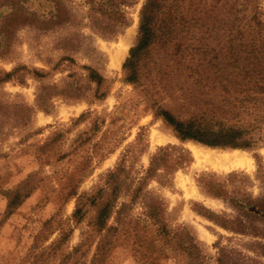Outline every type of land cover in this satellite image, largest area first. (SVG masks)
I'll return each mask as SVG.
<instances>
[{
  "label": "rangeland",
  "instance_id": "1",
  "mask_svg": "<svg viewBox=\"0 0 264 264\" xmlns=\"http://www.w3.org/2000/svg\"><path fill=\"white\" fill-rule=\"evenodd\" d=\"M144 2L0 0V264H264V142L182 141L157 114L214 99L215 31L176 52L164 16L130 82Z\"/></svg>",
  "mask_w": 264,
  "mask_h": 264
},
{
  "label": "trees",
  "instance_id": "2",
  "mask_svg": "<svg viewBox=\"0 0 264 264\" xmlns=\"http://www.w3.org/2000/svg\"><path fill=\"white\" fill-rule=\"evenodd\" d=\"M164 16L165 45L174 42L176 52L184 46L176 41L179 29L190 33L188 41L200 42L210 30L215 31L218 50L210 64L212 77L207 75L196 83L200 90L209 88L214 99L196 101V97H190L196 101V109L187 120H179L167 110L157 114L182 141L234 150L252 149L263 143L264 15L260 0H145L139 38L124 66L130 82L137 81L142 56L157 43L158 26ZM198 33L202 37L195 39ZM91 79L102 81L95 73ZM252 211L262 212L256 207Z\"/></svg>",
  "mask_w": 264,
  "mask_h": 264
},
{
  "label": "bare ground",
  "instance_id": "3",
  "mask_svg": "<svg viewBox=\"0 0 264 264\" xmlns=\"http://www.w3.org/2000/svg\"><path fill=\"white\" fill-rule=\"evenodd\" d=\"M193 152L197 158L203 156V152L200 151L199 148L197 147H193ZM213 158L218 161L216 162L217 165H219L220 167H225V169L244 167V166L246 167V165H248V161L238 155H234L232 157L224 156L218 159H216L214 156H210L209 159L212 160Z\"/></svg>",
  "mask_w": 264,
  "mask_h": 264
}]
</instances>
